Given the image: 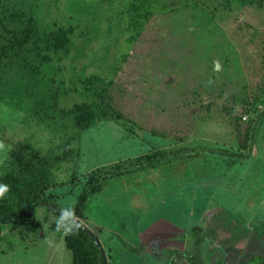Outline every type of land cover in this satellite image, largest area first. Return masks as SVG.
<instances>
[{
    "label": "rangeland",
    "instance_id": "obj_1",
    "mask_svg": "<svg viewBox=\"0 0 264 264\" xmlns=\"http://www.w3.org/2000/svg\"><path fill=\"white\" fill-rule=\"evenodd\" d=\"M24 3L42 34L62 30L66 44L9 70L15 99L0 101V177L16 144L55 161L74 137L45 193L71 213L97 168L183 150L91 199L81 222L107 264H170L173 249L203 264H264V0ZM94 102L107 118L79 133L68 112ZM198 145L247 160L194 155ZM36 220L3 225L0 264L73 263L60 216L38 206Z\"/></svg>",
    "mask_w": 264,
    "mask_h": 264
},
{
    "label": "trees",
    "instance_id": "obj_2",
    "mask_svg": "<svg viewBox=\"0 0 264 264\" xmlns=\"http://www.w3.org/2000/svg\"><path fill=\"white\" fill-rule=\"evenodd\" d=\"M26 1L28 0H23V3L16 0H0V101L15 99V83L9 70L16 62L22 61L27 55H41L53 47L58 48L66 44L62 30L51 35L41 33L34 10L24 3ZM101 109L102 104L99 102L84 103L77 105L68 113L74 115L75 128L82 133L98 121L107 118V114L101 112ZM73 140L74 137H70L65 142L62 154L56 157L55 161L39 158L36 155L27 156L25 146L22 144L14 146L11 151L10 169L3 177H0V189H2L0 191V241L3 225L20 224L31 228L40 227L36 220V208L44 206L60 216L63 221L61 228L68 229L64 240L73 254L72 264H105L107 261L102 256L98 243L85 230L81 222L91 199L103 190L109 180L120 175L172 163L171 157L176 159L184 157L183 154H181L182 157L179 156L183 150H157L129 160L130 163L126 166L119 162L97 168L88 175L70 213L57 207L45 197V193L51 188L52 169L56 164L73 155L74 149L71 144ZM215 150L220 156L229 157L231 163L247 160L245 156L237 152H230L231 150L228 149H222V152L207 145H198L191 152L195 155L205 151L207 155L217 153ZM75 219L78 222H74ZM94 236L98 238L95 233ZM121 243L124 246L128 245L123 240ZM130 251L138 252V249L131 246ZM193 263L199 264L195 261Z\"/></svg>",
    "mask_w": 264,
    "mask_h": 264
},
{
    "label": "crops",
    "instance_id": "obj_3",
    "mask_svg": "<svg viewBox=\"0 0 264 264\" xmlns=\"http://www.w3.org/2000/svg\"><path fill=\"white\" fill-rule=\"evenodd\" d=\"M194 245L197 246V243L196 244L194 243ZM136 248H138V247L136 246ZM128 253L136 254V252H132V251H130ZM169 253L172 254L171 258H170V264H176L177 263L176 261H184V260H186L188 262H191L192 264H194L193 263L194 261H195V263L198 262L199 264H203L204 263V261L203 262L200 261L202 258H199L200 259L199 260V259H197L195 254L194 255L187 254V252L184 251V250L173 249V250H169ZM149 262H150V260H149ZM247 263H249V261H247ZM150 264H151V262H150Z\"/></svg>",
    "mask_w": 264,
    "mask_h": 264
},
{
    "label": "water",
    "instance_id": "obj_4",
    "mask_svg": "<svg viewBox=\"0 0 264 264\" xmlns=\"http://www.w3.org/2000/svg\"><path fill=\"white\" fill-rule=\"evenodd\" d=\"M74 222H78V221L75 219ZM83 227H84L85 230H87L88 233L94 238L95 242L98 243V246H99V248H100L101 254H102L103 257H105V251H104L102 245L100 244L99 239H98V238H95L94 233H93L90 229H88V228H87L86 226H84V225H83ZM105 264H107V262H106Z\"/></svg>",
    "mask_w": 264,
    "mask_h": 264
},
{
    "label": "snow or ice",
    "instance_id": "obj_5",
    "mask_svg": "<svg viewBox=\"0 0 264 264\" xmlns=\"http://www.w3.org/2000/svg\"><path fill=\"white\" fill-rule=\"evenodd\" d=\"M0 191H2V189H0Z\"/></svg>",
    "mask_w": 264,
    "mask_h": 264
}]
</instances>
